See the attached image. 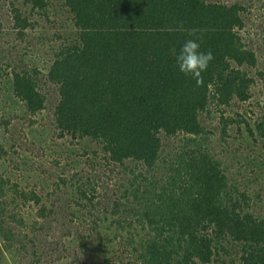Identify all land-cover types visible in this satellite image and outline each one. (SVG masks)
Segmentation results:
<instances>
[{"label":"trees","instance_id":"16d2710c","mask_svg":"<svg viewBox=\"0 0 264 264\" xmlns=\"http://www.w3.org/2000/svg\"><path fill=\"white\" fill-rule=\"evenodd\" d=\"M22 4L18 9L10 3L8 12L20 39L34 30L32 17L48 6L46 0ZM64 6L76 35L51 51L47 81L59 93L54 126L60 138L94 143L107 162L122 168L128 184L110 210L112 222L123 225L125 215L130 226L152 233L133 245L134 264H213L221 251L233 255L228 252L233 246L241 264H264V218L252 211L247 192L228 184L226 169L208 152L210 132L201 121L212 107L250 99L259 58L239 34L246 9L208 0H65ZM181 24L195 29L201 50L215 57L199 87L169 55L170 48L179 50L191 38L174 30ZM39 38L42 42L41 33ZM37 75V70L12 72L13 93L31 117L46 108ZM224 113L222 140L229 126L238 124ZM256 128L264 139V121ZM163 136L182 137L168 162L162 157ZM162 162L166 170L159 169ZM156 168L160 180L149 182L145 175ZM4 184L2 179L0 197ZM77 191L79 198L65 190L77 199L70 204L94 199ZM26 199L41 205L42 196L32 192ZM58 211L39 206L37 217L68 228ZM92 227L97 229L96 221ZM89 259L109 264L106 258L101 263Z\"/></svg>","mask_w":264,"mask_h":264},{"label":"rangeland","instance_id":"374dc122","mask_svg":"<svg viewBox=\"0 0 264 264\" xmlns=\"http://www.w3.org/2000/svg\"><path fill=\"white\" fill-rule=\"evenodd\" d=\"M208 1L240 4L246 9L245 27L239 34L259 58L258 67L251 73L255 83L250 99H235L229 106L212 107L210 115L201 116L210 132L208 152L226 169L228 184L247 192L253 201L252 211L264 218V139L256 128L264 121V0ZM22 2L0 0V147L5 152L1 157L0 148V183L5 181L0 197V264H92L89 256L100 263L106 258L109 264H134L129 254L133 245L150 238L152 233L136 224L130 226L131 220L126 221L125 215L123 225L112 222L110 210L128 184L122 168L107 162L94 143L69 136L60 138L54 126L59 93L47 81L51 51H58L76 35L68 27L72 24L65 0H46V9L32 17L34 30H28L20 39L12 29L8 12L10 3L19 9L24 7ZM40 33L42 42L38 39ZM14 70L38 72V88L46 97V108L35 117L27 113L24 103L13 93ZM222 111L226 118L238 123L229 126L228 137L223 140L219 124ZM180 138L162 137V157L167 162L181 144ZM165 167L162 162L159 169L166 170ZM159 174L156 168L145 176L149 182L154 178L159 181ZM66 189L77 198V189L87 191L94 199L79 200L82 205L70 204L72 197L65 194ZM32 192L42 196L41 205L26 199ZM43 205L59 210L69 227L38 219L39 206ZM106 214H110L109 219H105ZM95 221L97 229L92 227ZM133 238L135 243L130 241ZM235 250L234 246L228 250L233 253L228 256L221 251L213 264H222L221 256L226 264H232V259L233 264H241Z\"/></svg>","mask_w":264,"mask_h":264},{"label":"clouds","instance_id":"9594fccd","mask_svg":"<svg viewBox=\"0 0 264 264\" xmlns=\"http://www.w3.org/2000/svg\"><path fill=\"white\" fill-rule=\"evenodd\" d=\"M175 31L186 32L190 39H186L180 46L169 49V55L174 59L178 70L186 77L196 82L197 87L203 83V73L207 71L210 63L215 59L211 50H201V37L197 35L195 29H185L183 25H178Z\"/></svg>","mask_w":264,"mask_h":264}]
</instances>
